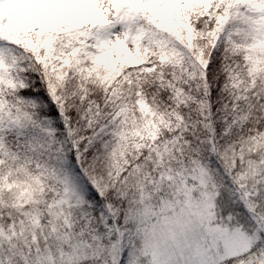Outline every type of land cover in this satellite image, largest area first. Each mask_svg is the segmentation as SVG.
<instances>
[{"label":"snow or ice","instance_id":"obj_1","mask_svg":"<svg viewBox=\"0 0 264 264\" xmlns=\"http://www.w3.org/2000/svg\"><path fill=\"white\" fill-rule=\"evenodd\" d=\"M0 264H264V0H0Z\"/></svg>","mask_w":264,"mask_h":264}]
</instances>
